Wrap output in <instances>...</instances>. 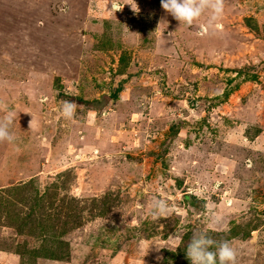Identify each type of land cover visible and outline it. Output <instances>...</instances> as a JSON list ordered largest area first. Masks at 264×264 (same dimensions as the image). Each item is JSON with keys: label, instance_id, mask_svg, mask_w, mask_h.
Returning <instances> with one entry per match:
<instances>
[{"label": "rangeland", "instance_id": "1", "mask_svg": "<svg viewBox=\"0 0 264 264\" xmlns=\"http://www.w3.org/2000/svg\"><path fill=\"white\" fill-rule=\"evenodd\" d=\"M118 6L0 0V264H190L197 232L264 264V0Z\"/></svg>", "mask_w": 264, "mask_h": 264}, {"label": "clouds", "instance_id": "2", "mask_svg": "<svg viewBox=\"0 0 264 264\" xmlns=\"http://www.w3.org/2000/svg\"><path fill=\"white\" fill-rule=\"evenodd\" d=\"M111 4L114 10L120 8L119 0H111ZM160 5L176 20L188 25L200 17L205 9H210L208 26L220 27L219 19L223 13V0H160ZM59 111L64 118L72 119L76 112V105L71 101H63ZM13 119L12 114H7L3 120H0V140L14 141L15 136L10 131ZM168 211V204L164 199H153L151 204L153 219L164 216ZM184 251L190 264H235L236 252L230 242L215 241L205 232L194 233Z\"/></svg>", "mask_w": 264, "mask_h": 264}, {"label": "trees", "instance_id": "3", "mask_svg": "<svg viewBox=\"0 0 264 264\" xmlns=\"http://www.w3.org/2000/svg\"><path fill=\"white\" fill-rule=\"evenodd\" d=\"M264 39V35H263ZM120 91V86L116 87L114 91L111 93L112 97H116L117 93ZM23 254V253H22Z\"/></svg>", "mask_w": 264, "mask_h": 264}]
</instances>
